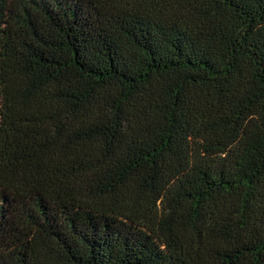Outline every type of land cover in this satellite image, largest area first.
Segmentation results:
<instances>
[{
    "label": "trees",
    "instance_id": "1",
    "mask_svg": "<svg viewBox=\"0 0 264 264\" xmlns=\"http://www.w3.org/2000/svg\"><path fill=\"white\" fill-rule=\"evenodd\" d=\"M0 264H264V0H0Z\"/></svg>",
    "mask_w": 264,
    "mask_h": 264
}]
</instances>
